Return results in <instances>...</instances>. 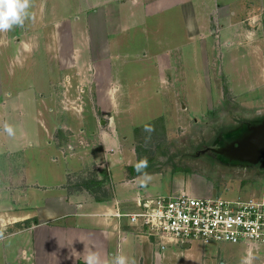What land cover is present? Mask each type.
I'll return each instance as SVG.
<instances>
[{
	"label": "rangeland",
	"instance_id": "obj_1",
	"mask_svg": "<svg viewBox=\"0 0 264 264\" xmlns=\"http://www.w3.org/2000/svg\"><path fill=\"white\" fill-rule=\"evenodd\" d=\"M262 4L29 0L31 18L0 46V123L13 129L3 140L28 129L11 156L28 157L53 198L66 178L76 195L96 181L112 199L264 200V168L208 150L264 118Z\"/></svg>",
	"mask_w": 264,
	"mask_h": 264
},
{
	"label": "crops",
	"instance_id": "obj_2",
	"mask_svg": "<svg viewBox=\"0 0 264 264\" xmlns=\"http://www.w3.org/2000/svg\"><path fill=\"white\" fill-rule=\"evenodd\" d=\"M10 40L9 30L0 31V46L10 45ZM1 86L0 82V97ZM26 127L20 126L24 136L17 140H3L6 132L0 123V264H84L83 252L88 249H95L105 261L119 251L127 256L129 264H264V250L260 247L263 245L198 241L180 244L153 236L141 223L116 217V212L136 208L137 197L146 196L139 191L130 199L123 198L124 192L116 191L111 201H96L87 193L67 192L65 178L56 186L60 193L53 198L52 183L41 185V180L30 176L34 169L24 166L27 161L30 163L29 158L11 156L20 148L22 138L28 136ZM110 139L115 145L114 138ZM28 145L33 146L34 142L31 140ZM106 145L105 149L109 147ZM130 179L135 184L136 179ZM197 249L201 251L196 253Z\"/></svg>",
	"mask_w": 264,
	"mask_h": 264
},
{
	"label": "built area",
	"instance_id": "obj_3",
	"mask_svg": "<svg viewBox=\"0 0 264 264\" xmlns=\"http://www.w3.org/2000/svg\"><path fill=\"white\" fill-rule=\"evenodd\" d=\"M136 208L118 218L141 223L155 237L180 244H257L264 246V200H226L189 193L138 196Z\"/></svg>",
	"mask_w": 264,
	"mask_h": 264
},
{
	"label": "water",
	"instance_id": "obj_4",
	"mask_svg": "<svg viewBox=\"0 0 264 264\" xmlns=\"http://www.w3.org/2000/svg\"><path fill=\"white\" fill-rule=\"evenodd\" d=\"M229 143L218 151L228 163L264 168V118L248 123L241 131L225 138ZM222 147V142L217 147ZM215 150V149H214Z\"/></svg>",
	"mask_w": 264,
	"mask_h": 264
},
{
	"label": "clouds",
	"instance_id": "obj_5",
	"mask_svg": "<svg viewBox=\"0 0 264 264\" xmlns=\"http://www.w3.org/2000/svg\"><path fill=\"white\" fill-rule=\"evenodd\" d=\"M28 9L29 0H0V31H7L14 25H22L26 18H31ZM4 131L8 135L13 134L10 125H4ZM83 253L84 264H129L127 256L119 251L112 253L107 261L103 260L95 249L84 250Z\"/></svg>",
	"mask_w": 264,
	"mask_h": 264
},
{
	"label": "trees",
	"instance_id": "obj_6",
	"mask_svg": "<svg viewBox=\"0 0 264 264\" xmlns=\"http://www.w3.org/2000/svg\"><path fill=\"white\" fill-rule=\"evenodd\" d=\"M132 178V177H131ZM84 183V182H83ZM95 184L91 183H84L83 188H85L87 191H89L90 195L96 200V201H106L109 200L112 196H109L108 191H106L104 188H101L99 183L96 181ZM97 188H95V186Z\"/></svg>",
	"mask_w": 264,
	"mask_h": 264
},
{
	"label": "flooded vegetation",
	"instance_id": "obj_7",
	"mask_svg": "<svg viewBox=\"0 0 264 264\" xmlns=\"http://www.w3.org/2000/svg\"><path fill=\"white\" fill-rule=\"evenodd\" d=\"M248 123H254V122H246V123H244V124L242 125L241 128H239V129L235 130L234 132H232L231 135H233L235 132L241 131V130L243 129V127H244L245 125H247ZM225 137H226L225 135H222V136L216 141V143L213 145V147H212L211 149H208L210 154H212V155H214V156H217V157L220 158V159H224V160H223L224 162L226 161L225 158H224L223 156H221L220 153H219L218 151H221V149H222L225 145H227V144L229 143L227 140L224 139ZM220 142H222V147H219V146L217 147L218 143H220ZM214 149H215V150H214ZM217 150H218V151H217ZM226 162H227V161H226ZM245 166H246V165H245ZM251 167H256V168L258 167L257 169H263V168H261L260 163L257 164V165H255V166H251Z\"/></svg>",
	"mask_w": 264,
	"mask_h": 264
}]
</instances>
